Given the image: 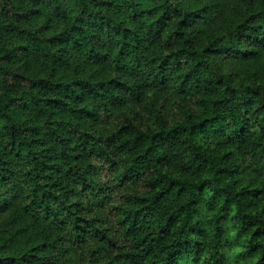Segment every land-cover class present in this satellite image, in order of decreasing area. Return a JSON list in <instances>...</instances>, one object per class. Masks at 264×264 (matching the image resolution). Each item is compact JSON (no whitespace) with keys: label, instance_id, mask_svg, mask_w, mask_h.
<instances>
[{"label":"trees","instance_id":"1","mask_svg":"<svg viewBox=\"0 0 264 264\" xmlns=\"http://www.w3.org/2000/svg\"><path fill=\"white\" fill-rule=\"evenodd\" d=\"M250 2L215 27L225 0H0V220L52 237L0 229V264H264V75L236 69L264 53Z\"/></svg>","mask_w":264,"mask_h":264},{"label":"rangeland","instance_id":"2","mask_svg":"<svg viewBox=\"0 0 264 264\" xmlns=\"http://www.w3.org/2000/svg\"><path fill=\"white\" fill-rule=\"evenodd\" d=\"M225 12L224 15L221 17L219 24L217 26H225L229 21H234V19L239 18L241 13H245L246 10L251 6L249 5L251 0H225ZM214 27V25H212ZM263 56L260 59L251 58L249 60L241 62L238 66L236 64L239 60H234L232 62V66H236V69L238 71H241L245 68L252 69L253 72L257 71L259 73H262L264 75V53ZM21 66L22 68L26 66V68H29L28 72L38 73V74H45L46 66H45V59L41 56H37L35 54L25 55L21 59ZM230 67L233 69V67ZM96 68V67H95ZM93 66L90 67L89 72H95L97 74V77H101L102 75H105V70L100 69L96 70ZM73 72L72 68H66V73L70 74ZM161 96H158V99H160ZM172 97H167V100L171 101ZM136 112L139 113V117L141 119H145L147 117V112L145 110V105L140 103L136 104L133 108ZM250 169L243 167L237 172V176L240 178V182L244 183L246 181H251L253 179ZM0 229L4 230L3 235H14V243H15V249H19L22 245H24L29 237L31 243L33 241L35 242L37 239H40L41 236L43 237L42 240H50L52 237H48V231L43 228L41 224H31L30 220L24 218V216L19 217V215L10 216L8 218H2L0 220ZM11 244V243H10ZM10 246V245H9Z\"/></svg>","mask_w":264,"mask_h":264}]
</instances>
